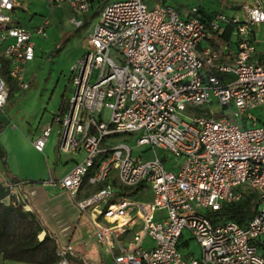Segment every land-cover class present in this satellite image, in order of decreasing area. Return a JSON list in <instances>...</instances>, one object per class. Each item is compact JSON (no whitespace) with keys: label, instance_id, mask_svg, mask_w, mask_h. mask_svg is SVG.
Masks as SVG:
<instances>
[{"label":"built area","instance_id":"obj_1","mask_svg":"<svg viewBox=\"0 0 264 264\" xmlns=\"http://www.w3.org/2000/svg\"><path fill=\"white\" fill-rule=\"evenodd\" d=\"M167 1L43 0L50 10L67 5L75 27L92 12L98 20L72 69V94L31 144L43 152L56 131L57 151L83 152L48 182L73 199L85 184L100 186L75 201L90 217L91 237L115 264H264V119L253 114L264 108V57L255 47L261 42L264 55V0H244L240 15H203L195 6L184 17ZM15 7V0H0V109L8 97L3 64L27 90L32 36L46 37L49 25L47 17L32 29L16 23ZM213 101L227 116L185 111ZM120 132L137 133L135 145H147L152 157L131 154L123 141L100 149L103 138ZM158 148L167 155H157ZM22 183L2 182L7 203H20ZM140 184L135 195L120 193ZM239 187L258 191L255 213L245 224L212 223L206 212L239 200ZM185 229L198 243L197 258L181 251L188 245ZM123 234H130L126 241ZM147 237L152 244L145 247ZM72 246L58 248L54 264H69Z\"/></svg>","mask_w":264,"mask_h":264},{"label":"rangeland","instance_id":"obj_2","mask_svg":"<svg viewBox=\"0 0 264 264\" xmlns=\"http://www.w3.org/2000/svg\"><path fill=\"white\" fill-rule=\"evenodd\" d=\"M144 1L148 4L152 2L150 0ZM243 1L168 0L167 3L174 10L180 12L198 6L209 12L231 16L241 14L239 4ZM15 3L16 7L12 10L11 16L16 23L32 29L43 18L47 17L49 25L46 29V37L37 36L36 34L32 36L35 45L34 58L26 64L24 71L25 80L29 83L27 90L18 88L13 79L8 76L5 77L8 97L4 107L0 109V149L4 155L2 157L0 152V171L14 177L17 176L19 180L28 181L33 178L45 182L50 181L52 177L59 179L65 171V166L58 159L59 157L62 158V155L59 154L55 145L57 133L52 131L43 153L34 149L31 139L38 135V130L42 124L48 122L65 98L72 94L73 87H71L70 80L72 69L85 53L86 48L83 39L88 33V28L92 27L98 20V15H95V17L85 15L83 24L80 27H75L69 22V14L64 16L60 14V17L56 18L55 14L57 13H53L55 9H53L54 11L50 10L43 0H15ZM259 27L264 28V25ZM230 37L231 47L235 50L233 33ZM255 47L258 56L260 58L264 57L261 42H255ZM185 111L189 114H202L213 118L227 116V111L218 107L215 101L206 105H188ZM253 114L264 119V108L254 110ZM259 123L257 121V124ZM248 125L251 126V123H248ZM137 135V133L126 134L120 132L107 136L100 141V149L104 151L105 148L123 141L132 145L131 154H142L143 158H151V150L147 149V145H135ZM156 154L166 156L167 152L158 148ZM168 163L173 165L174 157H171ZM53 191L55 189L47 191V193ZM197 211L204 214L208 210ZM182 240L188 242L187 246H181L185 259L189 257V254L194 255L196 258L199 257L198 243L191 238L187 229L183 231Z\"/></svg>","mask_w":264,"mask_h":264},{"label":"crops","instance_id":"obj_3","mask_svg":"<svg viewBox=\"0 0 264 264\" xmlns=\"http://www.w3.org/2000/svg\"><path fill=\"white\" fill-rule=\"evenodd\" d=\"M196 8L203 15L210 14L211 12L206 11L204 8H199L198 6H196ZM54 9L55 11L53 10V13H57L55 14L56 18H59L60 14L62 16L69 14L67 5L58 6ZM177 12L180 17H184L188 15L189 10L187 9ZM91 15H94L93 12ZM90 28L91 27L88 28V32L91 30ZM205 44L206 42L201 43L200 47ZM59 154L62 155V158L59 157L58 159L62 162V165L65 166L64 174L75 162L82 160L83 157L82 151L72 153L59 152ZM16 179L19 180L17 176L14 177L0 171V183L5 180L12 181ZM99 187L100 186L85 184L74 196V199L65 190L50 184L48 181L43 182L41 180L30 178L28 181L23 180L22 185L19 187L20 203L23 204L25 210L33 211L36 214V217H38L42 226V230L38 236L39 239H42L48 232L55 238L58 248H65L66 244L73 245V248L68 250L65 254L69 264H115L113 258L104 252L102 246L91 237L92 225L90 217L80 211L75 201V199L87 197ZM53 189H55V191L47 193V191H52ZM3 201L5 203L8 202L6 198H4ZM129 236L130 234H123L121 239L123 238V240L125 239L126 241ZM151 244L152 242L148 237L143 240V245L145 247H148ZM5 262L9 264H30L22 261L16 262L8 259L3 260L0 255V264H4Z\"/></svg>","mask_w":264,"mask_h":264},{"label":"trees","instance_id":"obj_4","mask_svg":"<svg viewBox=\"0 0 264 264\" xmlns=\"http://www.w3.org/2000/svg\"><path fill=\"white\" fill-rule=\"evenodd\" d=\"M2 75L8 76L5 63L2 67ZM0 152L4 157L1 149ZM142 187V184L138 187H122L120 193L128 196L135 195ZM239 192L241 194L239 200L222 203L217 210L206 212L212 223L230 220L245 224L255 213L258 191L249 187H239ZM6 194L7 190L0 183V255L3 260L30 264H54L58 260V245L55 238L47 232L42 239H39L42 226L36 214L25 210L22 203H5L3 199ZM111 200L113 201L114 198Z\"/></svg>","mask_w":264,"mask_h":264}]
</instances>
